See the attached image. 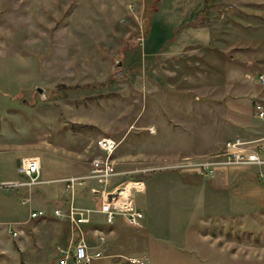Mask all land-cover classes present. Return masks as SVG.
<instances>
[{"label":"rangeland","instance_id":"rangeland-1","mask_svg":"<svg viewBox=\"0 0 264 264\" xmlns=\"http://www.w3.org/2000/svg\"><path fill=\"white\" fill-rule=\"evenodd\" d=\"M157 2L0 0V173L19 180L20 157L38 155L41 179L83 174L109 136L112 184L144 182L134 195L144 218L107 224L92 212L85 240L101 257L91 264H264V207L236 189L251 166L171 167L212 159L239 118L264 122V0L204 5L193 23L209 27L211 46L174 58L139 48ZM229 169L234 181L211 199ZM0 195V264H57L72 230L51 214L69 206L63 186L8 184ZM73 203L98 208L86 186Z\"/></svg>","mask_w":264,"mask_h":264},{"label":"built area","instance_id":"built-area-1","mask_svg":"<svg viewBox=\"0 0 264 264\" xmlns=\"http://www.w3.org/2000/svg\"><path fill=\"white\" fill-rule=\"evenodd\" d=\"M259 77L264 80L263 76ZM255 111L259 117L264 116L261 103H256ZM118 144V141L109 136L99 137L95 141L96 153L87 159L86 171L83 174L68 175L53 180L41 179V161L38 155H27L20 158L18 166L20 178L8 182V184L30 187L42 182L59 181L70 199L67 209L62 210L54 207L51 210L54 216L67 219L72 228L67 246L56 245L57 264H91L94 259L101 257L100 250H96L95 246L92 248L85 240L86 232L83 226L91 223L92 212L102 214L104 222L107 224H113L116 216H121L130 226L141 224L144 213L135 205L134 195L143 191L144 182L140 180L129 182L130 186L124 193H120V189L128 184L124 186L112 184L113 179L120 174L116 168L114 157ZM242 165L264 166V143L259 139L248 140L241 136H234L223 143L221 150L215 153L212 159L194 163L182 162L171 167L194 166L198 169L213 171L223 166ZM85 186L89 193L97 198V209L74 205L73 200L78 189ZM109 193H113L110 199H108ZM45 214L43 210H33L30 216L38 217ZM12 233L15 236L18 235V231ZM96 233L98 243H103L102 231L96 230Z\"/></svg>","mask_w":264,"mask_h":264},{"label":"crops","instance_id":"crops-1","mask_svg":"<svg viewBox=\"0 0 264 264\" xmlns=\"http://www.w3.org/2000/svg\"><path fill=\"white\" fill-rule=\"evenodd\" d=\"M211 4L209 6H211ZM203 8L204 0H158L156 7L149 17L146 36L140 43L139 48L142 55L146 57L160 55L166 58H174L180 55L182 51L189 48L196 50L211 46L213 40L211 41L209 27L203 23V21L197 24L193 23ZM238 121L239 124L234 128V133L231 137L241 136L248 140L259 139L260 142L264 143V122L255 121L256 123L249 124L244 122L241 118H239ZM250 169L253 170H251L252 172L255 171L254 176L248 177L242 175L238 181L242 186H236V189H238L240 197L253 195L254 200L258 201L259 207H264V166H251ZM246 172V170L240 171L242 174ZM228 175L231 177H228ZM232 176L233 171L230 169L227 173L218 174L216 178L217 182H223L224 186H218L219 190L213 187L210 188L209 193L212 192L211 199L216 200V194L231 185L234 181ZM53 179L58 178L54 177L43 180ZM9 181V179L3 178L1 172L0 189L2 185L8 184ZM57 183L62 185L59 181L42 182L44 186H55ZM225 197L224 195V198ZM120 217L116 216L114 222ZM1 225L2 223L0 222V226Z\"/></svg>","mask_w":264,"mask_h":264},{"label":"water","instance_id":"water-1","mask_svg":"<svg viewBox=\"0 0 264 264\" xmlns=\"http://www.w3.org/2000/svg\"><path fill=\"white\" fill-rule=\"evenodd\" d=\"M36 89H37V91H38L40 94L42 93V88L37 87ZM112 196H113V193H109V194H108V199H110Z\"/></svg>","mask_w":264,"mask_h":264},{"label":"trees","instance_id":"trees-1","mask_svg":"<svg viewBox=\"0 0 264 264\" xmlns=\"http://www.w3.org/2000/svg\"><path fill=\"white\" fill-rule=\"evenodd\" d=\"M212 0H204V5L208 7L211 4ZM151 15V14H150ZM150 17V16H149ZM149 22V21H148Z\"/></svg>","mask_w":264,"mask_h":264},{"label":"bare ground","instance_id":"bare-ground-1","mask_svg":"<svg viewBox=\"0 0 264 264\" xmlns=\"http://www.w3.org/2000/svg\"><path fill=\"white\" fill-rule=\"evenodd\" d=\"M126 189H120V193H124Z\"/></svg>","mask_w":264,"mask_h":264}]
</instances>
